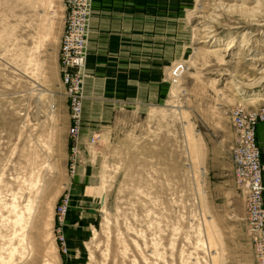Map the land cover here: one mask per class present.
I'll list each match as a JSON object with an SVG mask.
<instances>
[{"label": "rangeland", "instance_id": "obj_1", "mask_svg": "<svg viewBox=\"0 0 264 264\" xmlns=\"http://www.w3.org/2000/svg\"><path fill=\"white\" fill-rule=\"evenodd\" d=\"M166 5L176 31L164 96L105 121L82 111L71 173L63 1L0 0V264H252L231 115L264 105L246 100L264 98V0Z\"/></svg>", "mask_w": 264, "mask_h": 264}, {"label": "crops", "instance_id": "obj_2", "mask_svg": "<svg viewBox=\"0 0 264 264\" xmlns=\"http://www.w3.org/2000/svg\"><path fill=\"white\" fill-rule=\"evenodd\" d=\"M166 10V0H91L83 69L85 121H105L121 107L164 96L176 31L174 16L167 18ZM256 137L264 183V123L258 125ZM245 236L254 264L251 243Z\"/></svg>", "mask_w": 264, "mask_h": 264}, {"label": "built area", "instance_id": "obj_3", "mask_svg": "<svg viewBox=\"0 0 264 264\" xmlns=\"http://www.w3.org/2000/svg\"><path fill=\"white\" fill-rule=\"evenodd\" d=\"M65 10L64 27L58 50L61 82L68 101L69 170L76 165L77 149L82 125V88L88 35L90 0H62ZM264 123V105L255 110L237 108L231 115L234 141L230 153L233 180L242 189L244 219L253 248L255 264H264V183L261 150L256 131ZM69 197L63 196L55 212V240L62 253L67 250L63 226Z\"/></svg>", "mask_w": 264, "mask_h": 264}, {"label": "bare ground", "instance_id": "obj_4", "mask_svg": "<svg viewBox=\"0 0 264 264\" xmlns=\"http://www.w3.org/2000/svg\"><path fill=\"white\" fill-rule=\"evenodd\" d=\"M238 8H240V7H238ZM251 13H254V9H251V10H249ZM204 31V35H203V37L204 38H207V39H211L212 38V36L210 35V33H211V31L209 30V29H204L203 30ZM203 39V38H202ZM233 47V45H232V42H229V44L226 46V51H228V50H230L231 48ZM262 73H264V70H262ZM263 79H264V77H263ZM178 80H176V82H177ZM175 82V83H176ZM246 100H249V101H256V100H259V101H261V102H263L264 103V98L263 97H259V96H257V95H255L254 96V98H251V99H246ZM95 136H97V135H95ZM27 205V204H26ZM28 206V205H27ZM26 209V208H25ZM29 213L31 212V208H30V206L29 207H27V209H26ZM33 210V209H32ZM30 216H31V214H30ZM18 226V225H17ZM16 238V237H15ZM24 240V239H23ZM22 241V240H21ZM23 242V241H22ZM14 251V250H13ZM15 252V251H14ZM13 252V253H14ZM13 253L11 254V255H13ZM10 255V256H11ZM12 258V257H11ZM11 258H9V260L11 259Z\"/></svg>", "mask_w": 264, "mask_h": 264}]
</instances>
